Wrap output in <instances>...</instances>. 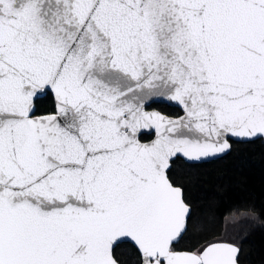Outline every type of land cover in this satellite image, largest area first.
Instances as JSON below:
<instances>
[{
  "label": "snow or ice",
  "instance_id": "1",
  "mask_svg": "<svg viewBox=\"0 0 264 264\" xmlns=\"http://www.w3.org/2000/svg\"><path fill=\"white\" fill-rule=\"evenodd\" d=\"M258 142L264 0H0V264H243Z\"/></svg>",
  "mask_w": 264,
  "mask_h": 264
},
{
  "label": "trees",
  "instance_id": "2",
  "mask_svg": "<svg viewBox=\"0 0 264 264\" xmlns=\"http://www.w3.org/2000/svg\"><path fill=\"white\" fill-rule=\"evenodd\" d=\"M205 179L207 183L194 186L193 195L208 219L229 197H251L264 203V145L258 142L246 154L218 161ZM243 264H264V228L257 226L245 244Z\"/></svg>",
  "mask_w": 264,
  "mask_h": 264
}]
</instances>
